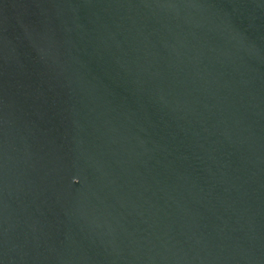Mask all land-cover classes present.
Returning <instances> with one entry per match:
<instances>
[{
	"label": "water",
	"instance_id": "obj_1",
	"mask_svg": "<svg viewBox=\"0 0 264 264\" xmlns=\"http://www.w3.org/2000/svg\"><path fill=\"white\" fill-rule=\"evenodd\" d=\"M0 264H264V0H0Z\"/></svg>",
	"mask_w": 264,
	"mask_h": 264
}]
</instances>
